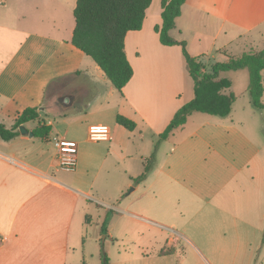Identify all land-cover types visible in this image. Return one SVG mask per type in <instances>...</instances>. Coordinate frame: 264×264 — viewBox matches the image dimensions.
Listing matches in <instances>:
<instances>
[{"label": "crops", "instance_id": "1", "mask_svg": "<svg viewBox=\"0 0 264 264\" xmlns=\"http://www.w3.org/2000/svg\"><path fill=\"white\" fill-rule=\"evenodd\" d=\"M75 5L76 0H0V29L24 35L0 70V121L10 127L25 108L36 107L39 119L51 125L46 141L20 132L8 141L0 138V264H101L102 224L96 223L90 235L83 231L93 223V203L108 207L99 197L98 180L118 197L142 173L151 152L148 137L158 138L176 110L193 98L181 46L163 45L154 29L162 21L161 4L154 11L149 5L141 29L126 33L133 75L121 92L71 43ZM3 35L12 43L11 35L0 30V50ZM169 35L184 41L187 52L210 72L215 62L264 47L254 49L264 37V0H185ZM241 42L249 49L237 53ZM231 88L226 92L237 99ZM118 114L134 121L135 128L119 125ZM225 119L208 117L161 153L156 149L141 185L153 198L160 221L113 208L122 219L123 240L129 228L141 232L140 225H150L160 231L158 257L177 262L182 239L202 264L264 263L263 146L250 143L246 130L236 126L240 121L228 118V126ZM95 123L109 127V140L88 139V127ZM24 126L32 131L36 122ZM55 136L77 142V165L69 176L60 174L51 141ZM31 143L38 152L26 150ZM112 158L115 168L108 164ZM163 184L184 186L180 194L171 191L176 207L181 202L182 208L166 204L168 198L159 193ZM113 221L111 217L106 224L105 238L116 240ZM162 229L175 236L168 238ZM168 248L170 254H160ZM145 258H122L118 264H140Z\"/></svg>", "mask_w": 264, "mask_h": 264}, {"label": "trees", "instance_id": "2", "mask_svg": "<svg viewBox=\"0 0 264 264\" xmlns=\"http://www.w3.org/2000/svg\"><path fill=\"white\" fill-rule=\"evenodd\" d=\"M185 0H161V24L154 27L163 45H180L189 76L193 80V98L180 106L174 113L158 140H164L173 131L182 126L194 112L212 116H227L236 99L233 93L226 90L231 86L229 79L219 74L227 70L248 68V92L254 108L264 109L262 102L264 70V47L258 51L243 52L238 56H229L226 61L215 62L211 71L206 72L202 62L191 56L184 41H177L169 35L175 26V19L181 13V5ZM151 0H76L73 10L74 28L71 43L89 56L103 71L112 85L121 92L133 75V69L125 53V36L128 31L142 27L146 9ZM11 35L12 43L3 35L0 50V70L8 62L24 39L18 31L0 29ZM15 42V43H14ZM27 122H36L32 129L33 137L42 141L48 140L51 125L39 119L36 107L25 108L10 127L0 121V138L10 140L19 135L18 127ZM116 122L127 130H133L135 122L118 114ZM154 153L144 160L142 173L135 177L136 181L145 179L152 169ZM106 219L101 232L106 233ZM171 248L161 250L160 254H170ZM101 264H110L105 252L101 253Z\"/></svg>", "mask_w": 264, "mask_h": 264}, {"label": "rangeland", "instance_id": "3", "mask_svg": "<svg viewBox=\"0 0 264 264\" xmlns=\"http://www.w3.org/2000/svg\"><path fill=\"white\" fill-rule=\"evenodd\" d=\"M159 7H160V0L151 1L150 11L157 10ZM246 45L248 44L242 42L239 43L236 50L237 53H240L241 51H243V49L245 50L249 49L247 48ZM256 46L258 48L264 46V37L256 41V43L254 44V49H258ZM223 75L231 80L232 82L231 90L239 95L231 106V111L227 115V119H225L227 121L225 122V124L231 126L230 119L233 120V122L240 121L239 125L236 126H241L246 130L248 136H250L251 144L256 143L258 146L259 145L263 146L262 152L259 155V159L264 158V109L254 108L252 103L250 102V95L248 91L245 90L246 87L249 85V70L248 68H243L238 70H227L221 73L222 77ZM262 78H263L262 83L264 89V70L262 73ZM262 101L264 102V91H263ZM240 115L242 117L241 119H238ZM208 117H217V116H212L201 112H194L191 116H189L184 127L175 131L174 134L168 137L167 140L160 141L162 143H160L159 148H157L158 147L157 145L159 143L158 138L154 136H149L148 137L149 142L147 143L148 148L151 149L149 157L152 155V153H154L155 156L156 149L161 153L162 150L167 148V146H169L170 144L176 141H180L185 135L189 134L193 128H196ZM223 117L219 116V118H223ZM57 127L58 125L55 124L54 129ZM135 137L138 140V134L135 135ZM150 140L153 141L150 142ZM26 150L33 153L38 152V148H36V143L34 145H32L31 143L28 146H26ZM116 163L117 162L115 158L108 160V164L109 165L112 164L114 166L113 168L117 166ZM153 164H154V157H153L152 167ZM180 168H185V167L181 166ZM61 169L62 170L60 171V174L62 176L71 175L70 170L68 169L65 170L64 168ZM260 177L263 178V182H264V170L261 172ZM146 179L147 177L141 181H136L134 178H132L129 184H127L128 186H125L126 188L124 187L123 192L118 197L114 196V198L112 196V192L109 187V184L105 181L101 182V180L99 179L96 184V188H99L100 191L102 192V196L99 195V197L102 198V202L108 204V207H106L107 205H104L100 202H98L99 205L93 203L92 205L93 223L92 225L85 226L83 230L84 233H87L89 235L92 234L94 230H97L95 226H97L98 224L96 223L99 222V224H103V222L105 221L104 219H106L107 221L106 223L108 224L111 217H114L115 221H113V227H114L113 234L117 235L116 237H120V238H115L116 240H112V238L109 237L105 238V234H102L98 240L100 257H101V253L105 252V254L110 260L109 262L112 261L113 264H118V261L121 260L122 258H129L130 260H136L137 258L146 256V258L143 261H141L140 264H202L198 259H195L193 257V255L190 252L191 250L184 243V241H182V239L178 240V244L176 247V250H178V254L180 255V257L177 259V262L174 261L173 258L171 259V257L165 258V257L156 256L157 251L160 247L159 246L160 243L158 241L160 231L154 229L157 228L155 226L142 224L140 225L141 232H135L131 228H129L127 238H124V240L122 239L121 236L122 230L120 229V224L122 219H119L118 217L119 213L113 209L115 207H120V208L126 207L127 209L139 215L148 217L156 221H160V218L155 214L153 198L149 196L150 193L148 191H145L144 187L141 185ZM136 186H138V189L133 190ZM243 187L246 191L251 190V188H248L246 186ZM163 188H165L166 192H164ZM171 191L180 194L184 192V186L182 184H175L169 187L168 184H163L159 191L160 196L164 197V200L165 198H168V202L165 200L166 204H168L169 206H173L177 208V210H179L180 208H182L181 202H179V204H177L176 207V204L174 202L176 196L173 195ZM124 220L128 221V217H125ZM171 227L175 230L185 233V231L179 228L178 226H171ZM162 230L168 238L175 236V232L173 231L170 232L167 231L166 229L165 230L162 229ZM137 240H140V242ZM130 264H132V262H130ZM137 264L139 263L137 262ZM257 264H261V261L257 262Z\"/></svg>", "mask_w": 264, "mask_h": 264}, {"label": "built area", "instance_id": "4", "mask_svg": "<svg viewBox=\"0 0 264 264\" xmlns=\"http://www.w3.org/2000/svg\"><path fill=\"white\" fill-rule=\"evenodd\" d=\"M88 139L90 141H107L110 139V129L101 123L91 124L88 127ZM57 149V162L59 167L74 170L77 165V142L65 137L51 139Z\"/></svg>", "mask_w": 264, "mask_h": 264}, {"label": "water", "instance_id": "5", "mask_svg": "<svg viewBox=\"0 0 264 264\" xmlns=\"http://www.w3.org/2000/svg\"><path fill=\"white\" fill-rule=\"evenodd\" d=\"M18 130H19V132L22 133V134H29V135H31V136L33 135L32 131H29V130L24 126V124L19 125Z\"/></svg>", "mask_w": 264, "mask_h": 264}, {"label": "flooded vegetation", "instance_id": "6", "mask_svg": "<svg viewBox=\"0 0 264 264\" xmlns=\"http://www.w3.org/2000/svg\"><path fill=\"white\" fill-rule=\"evenodd\" d=\"M70 98H71V100H74L73 96H70ZM56 104L60 105L62 103H61V101H59V102H56Z\"/></svg>", "mask_w": 264, "mask_h": 264}]
</instances>
